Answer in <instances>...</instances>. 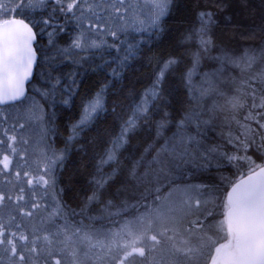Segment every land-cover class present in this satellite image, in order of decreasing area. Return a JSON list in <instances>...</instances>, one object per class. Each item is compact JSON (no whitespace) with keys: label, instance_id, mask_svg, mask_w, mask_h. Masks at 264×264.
<instances>
[{"label":"trees","instance_id":"16d2710c","mask_svg":"<svg viewBox=\"0 0 264 264\" xmlns=\"http://www.w3.org/2000/svg\"><path fill=\"white\" fill-rule=\"evenodd\" d=\"M31 1L14 17L36 33L27 96L56 89L52 102L36 96L49 185L34 205L23 186L3 188L0 228L17 248L0 264H213L230 240L228 188L264 164V0H164L149 31L92 51L78 49L90 35L75 18L83 0ZM96 95L101 105L80 123ZM0 125L5 134L6 116ZM179 189L182 201L165 203L191 212L172 225L159 210L165 220L153 224L148 211ZM138 215L147 224L128 235ZM154 229L150 248L125 263Z\"/></svg>","mask_w":264,"mask_h":264},{"label":"rangeland","instance_id":"374dc122","mask_svg":"<svg viewBox=\"0 0 264 264\" xmlns=\"http://www.w3.org/2000/svg\"><path fill=\"white\" fill-rule=\"evenodd\" d=\"M74 1L75 0H70L71 6ZM28 4L32 5V1L0 0V21L11 16L14 17V12L17 9H25ZM163 8L164 0H83L82 3H76L74 10H77L76 12L82 17L79 19L78 16H75V18L79 25L82 26V29H87V32L90 34L87 37L80 39L78 49L84 51L97 50L110 44L111 42H108V39L115 40L119 35H122V33L127 31H149L150 26L154 25ZM28 22L33 25L31 21ZM38 32H40L41 36L45 38V29L43 27L38 29ZM45 75L46 74L43 70L39 71V84H45L47 81V76ZM40 87L42 86L37 85L36 87H33L32 93H30L19 105L6 110H0V119H3V117L6 116L8 118V124L10 125L8 129L5 128V134H2L0 125V171L2 172L1 168L7 170L6 174H2L9 180L4 183L9 190H14L16 187L20 186L25 188L24 195H22L24 198L23 204L25 205H34L36 203L38 199L35 198L34 192L41 191V188L38 187H45V183L47 182L46 177L50 172V161L48 158L41 157L44 152L42 154L41 151H37V145L35 146V140L38 139V134L39 136L40 134L42 136L43 131V129L40 130V132L38 130L42 127V111L40 109L42 101L39 103V101L36 100V96H41L46 101L50 102L52 99L51 96L56 92V89L50 88L48 90L46 89V86H43L45 87L44 90V88L42 89ZM100 105V96L96 95L94 99L85 105L83 114L80 118V123L86 122ZM24 128L27 130H24ZM36 130H38L39 133L37 132L36 134ZM6 135L8 136L6 137ZM31 136H34V139H32ZM27 137H30L31 139H28ZM26 139L30 142H26ZM120 139L121 137L119 138L118 143L120 142ZM45 153L47 154V152ZM12 172H16L15 174L18 176L16 178H11ZM23 178L29 183L24 185L23 182L25 181ZM33 182L36 183V186L32 185ZM35 187H37L36 190ZM172 193L171 196L167 195L168 197L166 196L163 199L164 201L157 203L148 211L153 213V216L151 217L153 224L156 222L159 224L162 220H165L162 213H158L159 210L165 212L167 210L168 216L166 215L167 219L165 222L172 225H176L177 222L181 221L183 217L191 212L186 208L181 209V206H175L176 203L171 209L170 205L168 206V203L165 202L168 201V199H170V201H172V199L182 201L181 197L183 196V192L180 189L178 191H173ZM3 196L4 194H1V197ZM2 203L3 202L0 200V205ZM145 221L146 219L143 218L142 215L136 216L132 222L125 225L126 233L129 235L131 232L130 228L135 226V224L146 226L147 223H145ZM11 228L13 227H6L7 231ZM157 230L159 231V229ZM157 230L154 229V233L145 234L141 239H136V242H132L133 253L126 257L125 263L134 262L136 257L141 255L146 247L150 248L152 242L149 240L150 238L154 239V236L156 235L155 231ZM4 233H6V231L1 229L0 254H5V252H7L9 256H13V249L10 248V244H7V242L4 241ZM229 242L226 244H229ZM13 246L14 248H17V243ZM230 257L231 256L226 257L220 261L219 264H229Z\"/></svg>","mask_w":264,"mask_h":264},{"label":"water","instance_id":"95a60500","mask_svg":"<svg viewBox=\"0 0 264 264\" xmlns=\"http://www.w3.org/2000/svg\"><path fill=\"white\" fill-rule=\"evenodd\" d=\"M35 41L28 21H0V106L25 97L37 63ZM226 202L230 242L218 249L213 264L229 256V264H264V164L231 184Z\"/></svg>","mask_w":264,"mask_h":264},{"label":"flooded vegetation","instance_id":"af4514ba","mask_svg":"<svg viewBox=\"0 0 264 264\" xmlns=\"http://www.w3.org/2000/svg\"><path fill=\"white\" fill-rule=\"evenodd\" d=\"M36 65H37V63H36ZM35 69H36V66H35ZM35 69H34V74H35ZM34 74H33V78H34ZM33 78H32V80H33ZM32 80L30 81V83L27 85V93H28V88H29V85L31 84V82H32ZM27 93H26V96L24 97V99H22L21 101H19V102H17V103H14V104H18V103H21L22 101H24L25 100V98L27 97ZM11 105H13V104H11ZM7 106H9V105H6V106H4V107H7ZM2 107V106H1ZM22 158V157H21ZM0 166H1V164H0ZM1 170H2V172L0 171V175L2 174V173H4V174H6L7 173V170H4V169H2L1 168ZM16 172H12V177L11 178H16L18 175H16L15 174ZM47 178V177H46ZM49 178V177H48ZM24 179V181H25V184H28L29 182L27 181V180H25V178H23ZM9 180L7 179V178H5V176L2 174L1 176H0V200H3V197H1V194H2V192H3V188L5 187V185H4V183H6V182H8ZM35 181V180H34ZM32 185L33 186H36V183L35 182H33L32 183ZM49 185V183H48V181L45 183V187H47ZM27 188V187H26ZM38 188H44V187H38ZM23 188L22 187H16L15 188V190H18L19 192L20 191H23L22 190ZM37 189V187H35V190ZM2 205V204H1ZM0 205V206H1ZM0 211H1V209H0ZM1 221V220H0ZM0 225H2V223H0ZM2 228H0V230H1ZM5 238V237H4ZM5 241V240H4ZM8 243L10 242V239H9V237L7 238V240H6ZM12 249H13V251H15V248L13 247V245H12V247H11Z\"/></svg>","mask_w":264,"mask_h":264}]
</instances>
